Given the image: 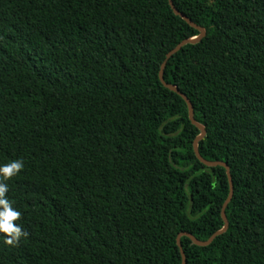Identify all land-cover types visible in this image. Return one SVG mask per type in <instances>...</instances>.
<instances>
[{
    "label": "trees",
    "instance_id": "16d2710c",
    "mask_svg": "<svg viewBox=\"0 0 264 264\" xmlns=\"http://www.w3.org/2000/svg\"><path fill=\"white\" fill-rule=\"evenodd\" d=\"M207 31L167 63L227 163L229 230L187 264H264V0H173ZM200 32L169 0H0V165L22 236L0 264H182L230 185L193 144L168 54Z\"/></svg>",
    "mask_w": 264,
    "mask_h": 264
},
{
    "label": "water",
    "instance_id": "95a60500",
    "mask_svg": "<svg viewBox=\"0 0 264 264\" xmlns=\"http://www.w3.org/2000/svg\"><path fill=\"white\" fill-rule=\"evenodd\" d=\"M169 3H170V6L173 10V12L175 13L176 16H179L181 17L187 24H189L191 27H193L194 29L198 30L200 32V35L197 37V38H194V39H189V40H185L184 42H182L179 46H177L173 51H171L167 58H166V61L164 62L162 68H161V72H160V81L161 83L164 85L165 88L169 89L170 91L178 94L187 104L188 106V110H189V119L191 121V123L196 127L198 128V130H200L201 132V135L199 137L196 138V140L194 141V144H193V148H194V152H195V155L197 157V159L206 167L208 168H217V167H222L226 170L227 172V176H228V179H229V185H230V192H229V196L225 202V204L223 205V208H222V211H221V217H222V220L224 222V227L221 231L219 232H216L208 241L206 242H202L200 240H198L197 238H195L192 234L190 233H182L179 235V237L177 238V245L180 249V252H181V256H182V264H187V257H186V254H185V251L183 250V246H182V238L183 237H187L189 238L194 245L198 246V247H208L210 246L218 237L226 234L229 230V221H228V218H227V215H226V211H227V208L229 207V205L231 204L232 200H233V197H234V183H233V177H232V174H231V169L229 167V165L227 163H223V162H212V161H208V160H205L201 154H200V151H199V144L201 141L204 140V138L206 137L207 135V131L205 129V127L201 124H199L196 119H195V111H194V106L193 104L191 103V101L188 99V97L183 94L177 86L175 85H170L168 84L166 81H165V78H164V73H165V69L167 67V63L168 61L174 56L176 55L177 53H179L184 47L188 46V45H197L199 43H201L207 36V31L196 25L194 22H192L186 15H184L183 13L179 12L177 10V8L175 7L174 5V2L173 0H169Z\"/></svg>",
    "mask_w": 264,
    "mask_h": 264
},
{
    "label": "clouds",
    "instance_id": "9594fccd",
    "mask_svg": "<svg viewBox=\"0 0 264 264\" xmlns=\"http://www.w3.org/2000/svg\"><path fill=\"white\" fill-rule=\"evenodd\" d=\"M23 168L21 160L0 165V180L6 181L18 174ZM7 184L0 182V233L4 234V242L13 244L22 236L21 227L14 223L20 218V212L15 210L6 198Z\"/></svg>",
    "mask_w": 264,
    "mask_h": 264
}]
</instances>
